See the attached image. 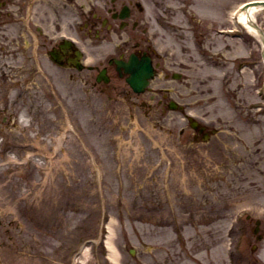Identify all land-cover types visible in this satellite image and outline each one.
<instances>
[{"label":"rangeland","instance_id":"rangeland-1","mask_svg":"<svg viewBox=\"0 0 264 264\" xmlns=\"http://www.w3.org/2000/svg\"><path fill=\"white\" fill-rule=\"evenodd\" d=\"M140 1L208 138L177 109L101 110L74 91L20 111L0 124V264H81L84 247L82 264H264V63L230 13L247 0Z\"/></svg>","mask_w":264,"mask_h":264},{"label":"flooded vegetation","instance_id":"flooded-vegetation-1","mask_svg":"<svg viewBox=\"0 0 264 264\" xmlns=\"http://www.w3.org/2000/svg\"><path fill=\"white\" fill-rule=\"evenodd\" d=\"M145 9L140 0H0V112L9 111L0 124L23 110L55 109L56 96L72 91L101 110L139 104L146 113L172 107L185 115L180 90L167 84L182 78L184 68L163 61ZM164 21L161 28L168 26ZM147 61L152 75L135 89L129 68ZM57 84L68 92L55 90ZM38 91L46 106L35 98ZM209 134L199 121L188 137L198 141Z\"/></svg>","mask_w":264,"mask_h":264},{"label":"bare ground","instance_id":"bare-ground-1","mask_svg":"<svg viewBox=\"0 0 264 264\" xmlns=\"http://www.w3.org/2000/svg\"><path fill=\"white\" fill-rule=\"evenodd\" d=\"M240 4H238L237 6L233 7L230 10L231 17H233V19L236 22L240 23L247 31H250V33L254 35L255 34L258 35L257 26L259 27L260 25L257 22V13L264 9V4H260V3L251 4V5H248L247 7H243L242 9H239ZM251 23L256 24V26H252ZM111 234H113L112 229L109 231V235H108L109 239L106 241V246L108 248V257L110 258L112 262H115L116 261L115 251L112 246V243H110ZM80 252H81L80 258H81V264H82L83 260L87 256L88 248L84 247Z\"/></svg>","mask_w":264,"mask_h":264},{"label":"water","instance_id":"water-1","mask_svg":"<svg viewBox=\"0 0 264 264\" xmlns=\"http://www.w3.org/2000/svg\"><path fill=\"white\" fill-rule=\"evenodd\" d=\"M264 4V0H250V1H247V2H245L244 4H243V7H247L248 5H251V4ZM252 24V26H256V24H254V23H251ZM257 32H258V34H259V37H260V40H261V44H262V47H261V56H262V58H263V61H264V32H263V30L261 29V27L259 26H257ZM145 70H146V75L147 74H149L150 73V68L148 67H143ZM143 68H141L140 66H135L133 69H132V75H131V77L129 78L130 79V81H131V83H136V79H138L137 77H138V75H139V73H140V71H142V69ZM263 84H264V78H263ZM193 125H195V124H193Z\"/></svg>","mask_w":264,"mask_h":264}]
</instances>
